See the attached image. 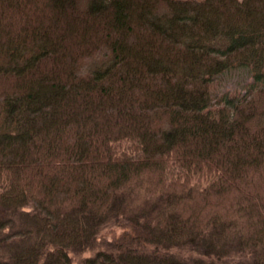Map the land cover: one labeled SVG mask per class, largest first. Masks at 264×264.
Instances as JSON below:
<instances>
[{
	"label": "trees",
	"instance_id": "obj_1",
	"mask_svg": "<svg viewBox=\"0 0 264 264\" xmlns=\"http://www.w3.org/2000/svg\"><path fill=\"white\" fill-rule=\"evenodd\" d=\"M231 67L264 80V0H0V264H264Z\"/></svg>",
	"mask_w": 264,
	"mask_h": 264
},
{
	"label": "rangeland",
	"instance_id": "obj_2",
	"mask_svg": "<svg viewBox=\"0 0 264 264\" xmlns=\"http://www.w3.org/2000/svg\"><path fill=\"white\" fill-rule=\"evenodd\" d=\"M217 44L223 46L225 42L220 40ZM217 80L220 84V90L212 99L210 106L212 109L223 103L227 95H235L238 99H242L253 88L264 82V80L256 79L247 67L228 68L217 75ZM112 230H114L113 226H110L105 228L104 232L109 234ZM88 254L89 252L85 253L84 256Z\"/></svg>",
	"mask_w": 264,
	"mask_h": 264
}]
</instances>
